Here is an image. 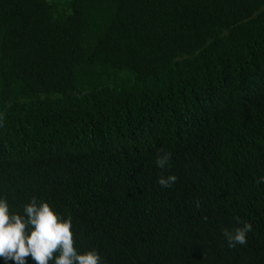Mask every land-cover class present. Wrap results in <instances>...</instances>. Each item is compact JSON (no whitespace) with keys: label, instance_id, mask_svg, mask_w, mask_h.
Returning <instances> with one entry per match:
<instances>
[{"label":"trees","instance_id":"1","mask_svg":"<svg viewBox=\"0 0 264 264\" xmlns=\"http://www.w3.org/2000/svg\"><path fill=\"white\" fill-rule=\"evenodd\" d=\"M261 177L264 0H0L12 213L48 202L101 264H264Z\"/></svg>","mask_w":264,"mask_h":264},{"label":"clouds","instance_id":"2","mask_svg":"<svg viewBox=\"0 0 264 264\" xmlns=\"http://www.w3.org/2000/svg\"><path fill=\"white\" fill-rule=\"evenodd\" d=\"M171 153L160 149L156 165L160 169L169 166ZM177 176L163 174L157 183L162 187H171ZM264 182V177L257 183ZM196 207L200 205L197 202ZM24 215L12 213L6 198H0V257L15 264H26L31 257L35 264H101V256L96 250L78 253L72 231V218H62L48 202L37 201L33 197L23 206ZM206 220L207 217L205 216ZM239 226L232 230L225 228L223 235L228 246L247 243V234L252 224L236 217Z\"/></svg>","mask_w":264,"mask_h":264}]
</instances>
